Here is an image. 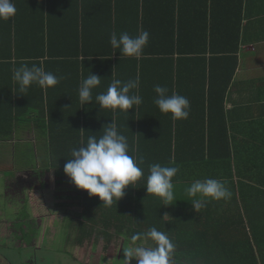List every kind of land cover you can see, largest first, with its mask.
I'll list each match as a JSON object with an SVG mask.
<instances>
[{"label": "trees", "instance_id": "1", "mask_svg": "<svg viewBox=\"0 0 264 264\" xmlns=\"http://www.w3.org/2000/svg\"><path fill=\"white\" fill-rule=\"evenodd\" d=\"M154 1L155 5L151 0H115V6H109L108 12L101 14L99 22L109 26L96 37L95 47L86 51L97 60L83 76V80L90 73L102 78L100 86L93 89L92 103L83 108L80 102H73L79 100L76 97L80 76L67 73L65 81L70 100L57 106L62 112L53 119L52 135L39 137L45 141L37 143L35 158L37 154L46 169L44 172L54 170V175L62 178L59 183L73 186L71 194L62 196L70 202L58 204L63 225L58 227L59 233H66V244L72 247L86 243L97 246L100 242L108 247L113 240H122L123 255L114 264H119L124 259V250L132 246L133 233L146 232L153 226L168 232L176 245L171 264H264V116L247 122L252 133L241 129L232 135L224 111L226 92L235 76L239 45L243 41L240 25L234 34L230 33L236 48L229 51V48L217 47V34L221 33L204 17H200L199 26L192 19L187 22V13L182 11L185 0H177L180 7L177 20L176 0H173L172 16L158 6L159 1L171 4V0ZM237 1L242 9L244 0ZM255 8L263 12L264 0H254ZM113 15L115 20L111 19ZM141 30L148 31L150 36L139 58L123 57L118 49L111 47L113 32L136 35ZM85 31L88 33L87 28ZM192 63L194 68L189 67ZM157 75H163L164 80L156 83ZM137 77L140 83L134 91L143 101L137 110H129L128 115L100 111L95 97L107 91L112 78L127 81ZM188 79H193L194 88L201 84L203 91L199 99L193 95L190 119L184 124L158 110L153 103L154 87H167L169 94L183 95L185 91L188 97ZM111 120H115L119 132L127 137L129 154L144 158L141 165L144 178L126 188L117 204L104 206L99 197H90L71 183L64 173V164L65 159L71 158L73 147L82 146L92 134L101 135ZM183 131L189 134L185 136ZM169 162L178 165L180 171L173 181V205L164 206L160 199L147 196L144 187L148 166ZM32 165V168L37 166V159ZM205 178L225 182L232 195L228 200L210 202L196 212L185 195V188L192 181ZM16 185L22 186L20 181ZM13 189L17 191L16 187ZM68 206L75 209L67 210ZM9 212L13 216L12 210ZM22 213L30 219V209L14 216H21L23 220ZM21 222L23 238L31 241V233L35 234L36 230L28 228L27 231L26 221ZM145 246H152V242L146 241ZM11 251L16 255L23 249L9 247L5 251L9 260Z\"/></svg>", "mask_w": 264, "mask_h": 264}, {"label": "crops", "instance_id": "2", "mask_svg": "<svg viewBox=\"0 0 264 264\" xmlns=\"http://www.w3.org/2000/svg\"><path fill=\"white\" fill-rule=\"evenodd\" d=\"M151 1L156 4L154 0ZM12 2L16 6L15 16L7 22H0V216L8 215L16 201L12 198L8 201L7 198L10 190L16 187V178L21 172L14 165L18 158L16 150H22L25 154L24 157L19 154V157L30 158L29 152L36 151L37 143L45 141L39 137L52 135L53 119L62 112L57 106L70 100L65 81L68 78L61 79L55 87L47 90L32 85L26 93H20L18 85L12 80V69L21 64L29 67L35 64L58 77L67 73L80 76L81 84L84 74L91 71L92 64L97 60L86 51L95 47L96 37L109 26L99 22V17L103 12H108L109 6H115V0ZM158 6L173 15V0L171 4L159 1ZM244 7L241 9L237 0H185L182 8L187 13V22L192 19L199 26L200 17H204L213 24L214 29L221 33L216 38L219 48L223 46L229 51L234 50L236 42L231 34L238 25L242 30L243 41L237 54L238 67L224 100V111L232 135L241 129H249L252 133L253 129L247 122L264 116V10L260 12L258 8L254 9V0H244ZM179 9L176 0V20ZM111 19L115 20V16ZM85 28L88 33L84 32ZM189 67L194 68V63ZM155 80L157 83L164 77L157 75ZM187 84L190 86L188 97L184 95L185 91L183 95L193 106V95L199 99L203 87L199 84L194 88L193 79H188ZM92 93H95L94 90ZM73 102L77 104L80 100ZM42 119L45 123L38 124L37 121ZM189 119L181 121L185 124ZM182 134L186 136L189 132L183 131ZM52 172L50 174H54V170ZM54 176L57 185H71L59 183L62 178ZM22 191L24 199H27L30 191ZM9 216L13 217L11 212Z\"/></svg>", "mask_w": 264, "mask_h": 264}, {"label": "clouds", "instance_id": "3", "mask_svg": "<svg viewBox=\"0 0 264 264\" xmlns=\"http://www.w3.org/2000/svg\"><path fill=\"white\" fill-rule=\"evenodd\" d=\"M15 14V2L0 0V22L11 20ZM149 36L146 30H141L136 35H130L126 31L119 35L113 32L110 45L114 50L118 49L123 57L139 58L148 44ZM65 78L35 64L31 67L21 64L12 69V80L18 85L20 93H26L32 85L47 90ZM101 80L102 78L90 73L81 82L78 95L82 107L92 103L93 89L100 86ZM139 83V77L127 81L112 78L107 91L95 97L100 111L111 110L113 114L121 112L128 115L129 110H137V106L143 102L142 97L134 91L138 89ZM154 92L156 95L153 103L162 114L170 115L173 121L189 118L190 102L187 97L176 92L169 94V89L160 85L154 87ZM100 133L102 134L99 136H88L86 143L71 149V158L65 159L64 173L78 190L86 192L90 197H99L103 205L107 206L113 202L117 204L126 188L133 187L144 178L141 167L144 158L129 154L128 139L119 132L115 120L104 126ZM179 171V166L174 162H169L168 165L150 164L144 187L147 196L160 199L164 206L173 205V181ZM185 195L198 212L210 202L230 199L232 193L220 179L205 178L192 181L185 188ZM130 241L134 247L124 250V259L119 264H131L133 259L136 264H171L176 245L168 232L153 226L146 232L133 233ZM146 241H151L152 246H145Z\"/></svg>", "mask_w": 264, "mask_h": 264}, {"label": "rangeland", "instance_id": "4", "mask_svg": "<svg viewBox=\"0 0 264 264\" xmlns=\"http://www.w3.org/2000/svg\"><path fill=\"white\" fill-rule=\"evenodd\" d=\"M16 152L18 158H15L14 165L21 171L16 182L20 181L22 186L16 185L17 191L10 190V194L7 196L8 201L11 198L16 201L12 207L10 205L8 208L11 207L15 215L20 214L21 210L28 211L30 209V219L22 213L23 220L26 221L25 225L27 224L25 229L27 228L28 231V228H34L36 233H31V241L28 244L29 241L23 238V230L20 226L23 221L22 217L10 218V212L7 213L8 215L2 214L0 216V264H19L21 262L24 264H114V260L121 258L123 255L122 240H113L108 247L103 242L97 246L92 243H86L81 247L67 246L66 233H59L61 229L58 227H61L62 223L61 214L58 213V204L70 202L62 196L71 194L73 186L57 185L54 174H43L42 170L46 169L41 168L40 158H37L39 157L37 154L35 158L37 152L34 150L29 152L30 158L19 157V154L22 157L25 156L22 150H16ZM36 159L37 166L32 168V163L35 161L36 164ZM24 188L26 190L29 188L28 191H30L27 199H24L22 193ZM57 195L60 197L57 198ZM71 209L75 208L67 207V210ZM29 231L31 230L29 229ZM74 236L72 235V237ZM61 246L65 252L61 251ZM9 247L12 249L21 248L23 251H21L22 253L16 252L17 256L11 251L9 260L5 257V251ZM131 264H136V261L133 259Z\"/></svg>", "mask_w": 264, "mask_h": 264}, {"label": "flooded vegetation", "instance_id": "5", "mask_svg": "<svg viewBox=\"0 0 264 264\" xmlns=\"http://www.w3.org/2000/svg\"><path fill=\"white\" fill-rule=\"evenodd\" d=\"M30 242V241H29ZM29 244V243H28Z\"/></svg>", "mask_w": 264, "mask_h": 264}]
</instances>
